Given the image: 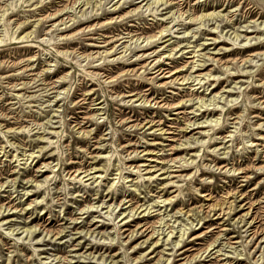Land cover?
<instances>
[{
    "label": "rangeland",
    "instance_id": "1",
    "mask_svg": "<svg viewBox=\"0 0 264 264\" xmlns=\"http://www.w3.org/2000/svg\"><path fill=\"white\" fill-rule=\"evenodd\" d=\"M0 264H264V0H0Z\"/></svg>",
    "mask_w": 264,
    "mask_h": 264
},
{
    "label": "bare ground",
    "instance_id": "2",
    "mask_svg": "<svg viewBox=\"0 0 264 264\" xmlns=\"http://www.w3.org/2000/svg\"><path fill=\"white\" fill-rule=\"evenodd\" d=\"M160 34V33H159ZM206 76V75H205ZM222 208V207H221ZM121 220V219H120ZM126 224V223H125ZM27 231L29 232V229H27Z\"/></svg>",
    "mask_w": 264,
    "mask_h": 264
}]
</instances>
